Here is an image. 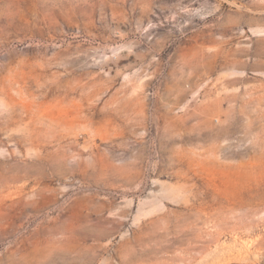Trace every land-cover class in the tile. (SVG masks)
Segmentation results:
<instances>
[{"label":"rangeland","instance_id":"1","mask_svg":"<svg viewBox=\"0 0 264 264\" xmlns=\"http://www.w3.org/2000/svg\"><path fill=\"white\" fill-rule=\"evenodd\" d=\"M0 264H264V0H0Z\"/></svg>","mask_w":264,"mask_h":264}]
</instances>
